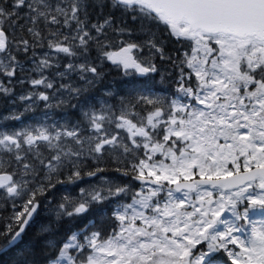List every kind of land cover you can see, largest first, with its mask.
<instances>
[{
    "label": "snow or ice",
    "instance_id": "1",
    "mask_svg": "<svg viewBox=\"0 0 264 264\" xmlns=\"http://www.w3.org/2000/svg\"><path fill=\"white\" fill-rule=\"evenodd\" d=\"M0 264H264V0H0Z\"/></svg>",
    "mask_w": 264,
    "mask_h": 264
}]
</instances>
